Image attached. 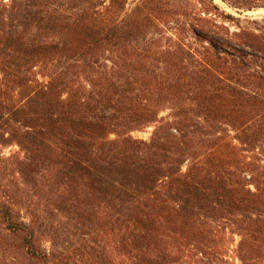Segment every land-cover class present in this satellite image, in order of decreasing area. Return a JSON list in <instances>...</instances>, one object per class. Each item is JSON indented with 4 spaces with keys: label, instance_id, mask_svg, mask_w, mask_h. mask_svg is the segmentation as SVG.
I'll use <instances>...</instances> for the list:
<instances>
[{
    "label": "trees",
    "instance_id": "trees-1",
    "mask_svg": "<svg viewBox=\"0 0 264 264\" xmlns=\"http://www.w3.org/2000/svg\"><path fill=\"white\" fill-rule=\"evenodd\" d=\"M196 2L0 0V264H264V17Z\"/></svg>",
    "mask_w": 264,
    "mask_h": 264
},
{
    "label": "rangeland",
    "instance_id": "rangeland-1",
    "mask_svg": "<svg viewBox=\"0 0 264 264\" xmlns=\"http://www.w3.org/2000/svg\"><path fill=\"white\" fill-rule=\"evenodd\" d=\"M106 3L109 0H105ZM143 0H125V6H124V10L121 13V15H125V14H129L131 11L134 10V8L137 5H140L141 2ZM162 4H170V5H177L179 3H183L186 1L191 2L193 5H197V8L200 7L199 3L196 2V0H159ZM214 4H216L218 6V11L217 12H225L227 14H230L232 17V19H230V21H225V19H222L221 17H216L219 21H224L225 22V26L231 31V32H237L243 28L249 29V30H256L255 28L258 27V24L261 25L262 21L261 19L264 17V0H247L244 1L241 6H253V7H249L248 9L246 8H235L230 6L227 2L223 1V0H213ZM252 20H256L254 23V21ZM159 24V28L161 29V31L163 30L164 36L166 38H171V39H176V35L173 34V31L171 29H166V27L170 26V25H166L165 23H158ZM144 25H147V23H144ZM148 32V36L147 38H152V39H156L158 38V31L156 30V28H149ZM256 32V31H255ZM184 39V42L186 44H188L189 47H191V49L195 52V53H201L205 46H208L207 43L203 42L202 40L197 39L193 34H191V32L187 31L184 33L183 36H178ZM162 44H165V41H162ZM166 112L163 111L161 112V115H165ZM230 129V127H229ZM152 131V127H146L143 128L142 130H137V131H133L132 135L136 138H142L147 140L150 136V133ZM231 134H234L233 131H231ZM18 150L17 146L13 145V146H8L5 148H0V155L1 156H7L10 153L14 152ZM12 176L9 173V170H2L0 168V183L2 185L4 184H12ZM26 190L24 191V194H30V187L25 188ZM23 194V195H24ZM25 196V195H24ZM19 209V208H18ZM68 230V234H67V241H65L63 244L66 248L70 247L71 245H74L73 247H70V249H68L66 252L67 254H70V256H75L74 250L77 249V245H79V241L81 236L80 230L76 229L74 227H72L71 225H69V227L66 228ZM236 240L237 237L236 236H228L226 243L227 245L225 246L227 248V250L225 251V254L229 257L234 258V252L233 249L235 248V244H236ZM42 246L45 248H49V242L46 240H43L41 242Z\"/></svg>",
    "mask_w": 264,
    "mask_h": 264
}]
</instances>
